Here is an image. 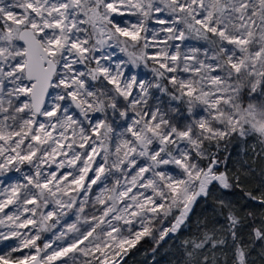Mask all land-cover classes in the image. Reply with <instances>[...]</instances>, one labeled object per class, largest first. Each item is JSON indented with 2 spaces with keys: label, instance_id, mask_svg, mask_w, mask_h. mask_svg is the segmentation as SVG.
Returning a JSON list of instances; mask_svg holds the SVG:
<instances>
[{
  "label": "snow or ice",
  "instance_id": "1",
  "mask_svg": "<svg viewBox=\"0 0 264 264\" xmlns=\"http://www.w3.org/2000/svg\"><path fill=\"white\" fill-rule=\"evenodd\" d=\"M142 241L264 264V0H0V264Z\"/></svg>",
  "mask_w": 264,
  "mask_h": 264
},
{
  "label": "trees",
  "instance_id": "2",
  "mask_svg": "<svg viewBox=\"0 0 264 264\" xmlns=\"http://www.w3.org/2000/svg\"><path fill=\"white\" fill-rule=\"evenodd\" d=\"M137 249H140L139 253L135 256H132L129 260V264H141L147 257L152 255V245L151 241H142L140 245H137ZM136 249H133V252H136ZM159 255L156 257L157 260L161 261V264H166V254L168 249H159Z\"/></svg>",
  "mask_w": 264,
  "mask_h": 264
},
{
  "label": "rangeland",
  "instance_id": "3",
  "mask_svg": "<svg viewBox=\"0 0 264 264\" xmlns=\"http://www.w3.org/2000/svg\"><path fill=\"white\" fill-rule=\"evenodd\" d=\"M5 243H8V242H5Z\"/></svg>",
  "mask_w": 264,
  "mask_h": 264
}]
</instances>
